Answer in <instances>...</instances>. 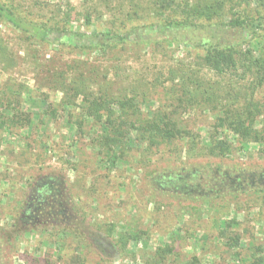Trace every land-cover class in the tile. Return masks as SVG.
Here are the masks:
<instances>
[{
    "label": "rangeland",
    "instance_id": "rangeland-1",
    "mask_svg": "<svg viewBox=\"0 0 264 264\" xmlns=\"http://www.w3.org/2000/svg\"><path fill=\"white\" fill-rule=\"evenodd\" d=\"M4 1L34 14L70 13L71 25L80 32L110 27L112 21L124 18L128 2ZM140 2L147 7V0ZM120 3L123 13L117 8ZM258 6L252 3L250 11ZM87 13L94 27L86 26ZM153 22L140 21L144 29L137 41L100 54L29 44L0 21V102L6 96L16 99L17 107L31 117L29 128L0 129V264H145L165 245L174 246L177 264L190 263L193 257L197 264H236L218 238L224 221L237 222L235 232L244 244L252 242L247 244L251 251V245L264 244L263 195L206 204L176 198L164 185L158 189L151 184L155 177L171 174L182 165L190 168L222 161L264 167L260 146L241 144L227 134L233 147L230 156L209 157L203 154V146L212 117L188 110L180 121L200 133L199 147L190 151L186 143L179 142L150 155L133 154L127 158L129 165L118 163L110 169L94 145L97 124L85 115V106L79 101L75 106L64 104L83 91L90 98L99 94L111 99L133 97L143 112L158 109L178 96L183 83L190 85L193 77L216 79L202 65V51L196 45L203 39L234 44L244 35L228 28L170 30L159 35L145 28ZM233 77L232 84L241 80L240 73ZM217 81L223 83L222 78ZM249 83L251 78L245 76L238 84ZM255 98L264 101V86L257 89ZM82 120L79 131L75 124ZM45 176L66 180L65 189L53 187V192H61L53 197L64 199L67 212L51 221L55 214L48 211L53 200L46 198L39 220L27 224L17 214ZM134 235L135 240L124 248L118 243L121 236ZM100 238L104 254L97 246Z\"/></svg>",
    "mask_w": 264,
    "mask_h": 264
},
{
    "label": "trees",
    "instance_id": "trees-1",
    "mask_svg": "<svg viewBox=\"0 0 264 264\" xmlns=\"http://www.w3.org/2000/svg\"><path fill=\"white\" fill-rule=\"evenodd\" d=\"M252 3L259 6L250 11ZM125 7L124 18L112 21L106 29L95 28L90 32H80L74 28L70 13L48 11L45 15L40 12L34 14L33 11H20L4 0H0V21L12 27L20 39L29 44H54L100 54L111 53L140 39L137 36L144 29L139 26L140 21H155L145 28L159 35L170 30L187 29L212 31L228 28L241 32L244 34L241 41L234 44L203 39L201 45H196L202 51V65L216 77V81L195 76L190 85L183 83L178 96L171 98L167 104H161L158 109L143 112L133 97L117 96L111 99L99 94L90 98L83 91L64 104L75 106L79 101L85 106V115L97 124L94 145L98 155L107 159L105 162L110 169L118 167V163L129 165L127 158L133 154L150 155L179 142L186 143L190 151L199 147L202 144L200 133L187 128L180 121V116L188 110L207 113L212 117L203 154L219 159L230 156L233 147L227 134H231L241 144L260 146L264 157V101L255 98L257 89L264 86V10L259 8L264 7V0H147L146 8L140 0H128ZM117 8L123 13L122 3ZM86 26L94 27L89 13L86 15ZM238 73L241 80L249 76L252 83L246 86L238 84L241 80H235V84H232L233 76ZM224 77L229 78L225 81ZM219 78L223 83L217 81ZM5 98L0 102V129L29 128L30 114L17 107L18 100ZM75 125L81 131L83 120ZM40 181L37 183H49L52 190L54 186L65 189L67 185L66 180L54 176H45ZM151 184L158 189L164 185L176 198H193L206 204L221 199L237 200L242 196L264 197V167L252 168L222 161L196 164L190 168L182 165L171 174L155 177ZM36 189L37 186L32 191ZM23 214H17L21 221L25 220ZM54 214L51 221H55L53 217L63 218L65 213ZM236 227L237 222L224 221L218 234L223 246L231 251L236 264H264V244L259 247L251 245L254 250L251 251L247 244L252 242L244 244L243 237L235 232ZM134 237L137 236H121L118 243L124 248L128 241L135 240ZM97 243L100 253L104 254L102 238ZM177 263L175 248L171 245L157 248L145 262ZM197 263V258L193 257L186 264Z\"/></svg>",
    "mask_w": 264,
    "mask_h": 264
},
{
    "label": "flooded vegetation",
    "instance_id": "flooded-vegetation-1",
    "mask_svg": "<svg viewBox=\"0 0 264 264\" xmlns=\"http://www.w3.org/2000/svg\"><path fill=\"white\" fill-rule=\"evenodd\" d=\"M50 188L51 186L49 183H43L39 184L37 189L31 192L27 202L25 203L24 208L21 211L22 213H24L22 218L25 220H23V222L30 224L32 223L31 221L39 220L38 217L41 215V209L44 207L45 204H47L46 198H49V201L53 200L51 209H49L50 211H48L49 215H53V207L57 208V210L54 211L55 213L61 211L67 212V206L65 205L64 199H57L53 197L54 195L57 196L60 193H57L55 191L53 192V190Z\"/></svg>",
    "mask_w": 264,
    "mask_h": 264
}]
</instances>
